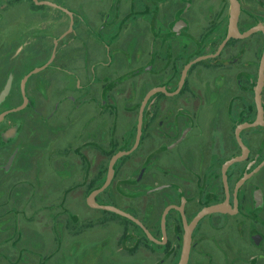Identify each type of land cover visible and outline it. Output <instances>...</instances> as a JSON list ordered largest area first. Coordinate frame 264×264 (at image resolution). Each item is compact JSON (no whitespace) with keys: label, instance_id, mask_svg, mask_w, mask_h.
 I'll use <instances>...</instances> for the list:
<instances>
[{"label":"flooded vegetation","instance_id":"af4514ba","mask_svg":"<svg viewBox=\"0 0 264 264\" xmlns=\"http://www.w3.org/2000/svg\"><path fill=\"white\" fill-rule=\"evenodd\" d=\"M111 1L110 8L114 10L109 18L112 25L108 26L106 35L109 33L116 38L121 34V38H116L118 41L114 46L107 37L103 41L105 48L110 51L115 48L117 55L122 54L119 58L132 57L127 61L128 67L123 66L122 71L130 74L136 71L137 77L123 76V73L106 78L95 73L93 77L89 68L92 64L88 66L86 61L90 55L87 44L80 37L77 38L81 41L79 43L70 39V42L60 46L70 33L79 34L74 31L76 23L83 25L94 37L105 27L104 21L95 31L91 26L100 10L90 20L88 10L75 12L65 7L73 13V30L59 40L57 49L78 46L84 48V52L80 53L81 58L72 70L66 72V69L57 67L68 77H63L59 87L71 83L83 93L78 99L81 104L87 105L83 109L84 118H88L82 124L83 112H78L73 119L74 124H80L77 128L79 133L74 136V147L69 150L74 170L78 168V172L63 170L76 181L69 189L75 190L77 195L81 192L88 194L90 185L98 183L100 178L106 180L108 170L104 173L105 164L107 161L109 164L113 157L108 159L107 155L125 142L132 141V144L123 150L133 148L142 101L152 89L163 88L166 93L156 92L146 103L138 148L116 162L112 182L96 198L99 204L116 206L140 219L159 241L152 242L145 233L141 240L130 236L126 244L129 253L124 256L137 258L146 264L143 252L152 247L157 260L155 264H178L184 243L183 215L187 225H190L202 209L220 204L225 212L208 214L194 227L187 264H264V82L258 90L260 62L264 54V0H239V34L230 38L214 57L211 56L228 36L229 0L224 33L220 30L227 15L223 9L218 8L219 12L212 13L204 4L195 5L197 1L194 0H140V6L134 0L132 3L122 0V7L114 5L116 0ZM101 4L98 2L99 6ZM59 12L69 19L67 13ZM116 22L119 25L116 26ZM259 25L263 29L242 37ZM94 37L93 40H96ZM164 51L166 54L162 56ZM93 52L95 54L91 57L100 62V69L106 68L107 61L101 58L107 56L106 49L96 48ZM201 57L202 60L194 63ZM188 64L190 67L179 89L182 73ZM23 78L16 94L17 103L8 109L23 103ZM65 79H68L67 83ZM30 80L31 76L25 84L29 103L13 115L29 108ZM14 83L13 77L11 91ZM174 97H178V103L170 100ZM63 103L60 101L58 107L44 108V112L59 115L63 110L69 115L72 108L65 110ZM74 110L76 113L77 108ZM122 113L126 120L136 114L133 134L123 127L122 134L117 132L116 135L113 115ZM98 117L105 122L104 127L94 126V119ZM90 124L93 127H87ZM17 131V122L12 123L2 136L10 140ZM115 144L119 145L113 148ZM8 152V158L3 161ZM18 153L16 145L11 143L4 148L0 142V200L8 194L2 190L6 180H2L1 176L11 171ZM230 161L233 163L225 168ZM118 195L121 202L117 200ZM10 202L0 204L2 220L13 218L6 214V210H12V198ZM169 206L171 209L165 219L164 235L161 219L163 211ZM154 212L158 213L157 220H152ZM71 219L63 217L60 221L68 227L70 236L75 234L74 237H80V225L74 226L76 221L71 222ZM150 226L155 228L150 229Z\"/></svg>","mask_w":264,"mask_h":264},{"label":"rangeland","instance_id":"374dc122","mask_svg":"<svg viewBox=\"0 0 264 264\" xmlns=\"http://www.w3.org/2000/svg\"><path fill=\"white\" fill-rule=\"evenodd\" d=\"M54 1L61 7L63 3L67 6L71 4L69 0ZM130 1L133 2V0ZM194 1H197L194 3L197 6L198 4L208 6L207 11L212 13L223 9L227 15L225 22L220 25V30L224 33L229 10L227 0ZM33 2L36 3L34 0ZM101 2L102 4L98 5L99 16L91 25L95 31L104 21L103 26L105 27L101 31L98 30L100 34H96L95 37L91 36L83 25L76 23L74 31L79 34L75 36L74 33H70L68 39L60 42V46L70 42V39H73L74 43H79L81 41L77 38L80 37L79 39L87 44L86 49L90 55L89 58L86 57V61L88 66L92 64L89 68L91 67L93 77L95 73L105 78L117 77L122 73L123 76L127 74L128 77L131 75L137 77L136 71L131 74L122 71L123 66L128 67L127 61H130L132 57L130 59L127 56L119 58L122 54L117 55L115 48L111 51L108 47L105 48L103 41L107 40V37L115 46L121 34L116 37L118 40L109 33L108 36L106 35L108 26L112 25L110 18L113 16L114 9L110 7L113 1L101 0ZM134 3L140 6V0H134ZM114 5L122 7L124 4L122 0H116ZM88 8V5L83 8L77 5L76 10L79 12L88 10ZM59 11L45 5L41 9L35 8L32 0H0V92L9 76H13L15 80L14 88L8 98L0 105V112L17 103L16 94L19 91L21 79L50 60L55 41L68 29L71 22L70 17L68 19ZM117 25L119 23L116 22ZM96 48L106 49L108 58L106 55L101 57L107 61L106 68L100 69V62L92 59L91 54H95L93 50ZM81 52H84V48L78 46L58 48L52 65L31 76L28 86L29 108L16 115L8 116L0 123L2 147L6 148L12 143L19 149L11 171L1 176L2 180H6L4 183L6 185L3 184L2 190L8 194L4 198L1 197L0 204L1 202L10 204V198L14 203L11 212L6 210V214L9 213L7 216H13V218L7 221L0 217V264H142L137 258L125 257L129 253L126 244L130 236H135V239L139 240L144 238L140 228L127 225L116 216L105 214L103 210L89 208L86 203L87 194L82 192L79 195L74 194L75 190L69 187H72L76 181L70 178L68 172L63 171L65 169L78 172V168L74 170L75 166L70 158L72 155L69 150L74 147V136L79 133L77 128L80 124L79 122L74 124L73 119L78 112H83V119L80 121L82 124L88 121V118H84L87 105L81 104L78 99L83 96V93L76 90L74 84L71 83L59 87L60 81L66 76L57 67L66 69V72L72 70L80 60ZM165 54V51L161 52L162 56ZM133 59L135 60V57ZM67 80L65 79L64 82L67 83ZM78 84H76L77 88ZM170 100L178 103V97ZM60 101H64L65 110L69 111L72 108L69 115L64 114L63 110L59 115L44 112V108L58 107ZM73 108H77L76 113L75 110L73 112ZM135 117L136 114H134ZM116 118L118 124L115 126L120 135L123 126L125 127L126 119L123 113L118 114ZM27 120H32V122ZM94 120V126L104 127L106 125L102 118L98 117ZM134 121L129 129L131 134L135 129L136 122ZM16 122L18 124L16 136L5 140L2 133ZM87 127L93 126L90 124ZM131 144L132 141L125 142L119 148L128 149ZM8 156L9 152L3 157V161ZM107 164L108 161L105 168ZM120 197V195L117 197L119 202H121ZM0 211L2 212V208ZM157 215L158 213L154 212L152 220H157ZM63 217H71V222L76 221L74 226L80 225L78 228L80 237H74L75 234L70 236L68 227L61 222ZM102 219L108 221L103 222ZM126 228L128 231H125ZM154 228L155 226H150V229ZM71 229L74 233V229ZM115 242L117 249L121 253L124 251L122 254L115 249ZM143 253L146 264L156 263L152 247Z\"/></svg>","mask_w":264,"mask_h":264},{"label":"water","instance_id":"95a60500","mask_svg":"<svg viewBox=\"0 0 264 264\" xmlns=\"http://www.w3.org/2000/svg\"><path fill=\"white\" fill-rule=\"evenodd\" d=\"M34 1L36 2L35 4H37V5L51 6V7H54V8L61 10L64 13H67L71 17V23H70V26H69V29L67 30V32H65L59 39H57L55 41V48L53 50V53H52L50 60L44 66L36 68L33 71L29 72L23 78L22 84H21L23 103L17 108H11V109H8V110L0 113V123L4 120V118L7 115L12 114V113H16V112L21 111L27 107V105L29 103V99H28L26 92H25V84H26L28 78L34 74L39 73L40 71L47 69L50 66V64L54 61V59L56 57L57 44H58L59 40L62 39L63 37H65L67 34H69L73 30V24H74L73 13L70 12L68 9L63 8V7L59 6L58 4L51 2V1H47V0H44V1L34 0ZM229 2H230V22H229L228 36H227L226 40L223 42V44H221L219 50L215 54H213L211 57L217 56L222 51V49L224 48L227 41L230 38L237 37L239 34L238 28H237V22H238V17L240 14V3H239V0H229ZM259 29H263V28L260 25L258 27H254L249 32L245 33L242 37H248L252 33L258 31ZM202 59H203V57L198 58L197 60L194 61V63H196ZM189 67H190V64H188L185 67V69L182 73V78L180 80L179 89L182 87V85L184 83V79H185V76H186V73H187ZM12 79H13V77L10 76L9 79L7 80L4 88L0 92V105L5 101L6 97L9 95V93L11 91ZM263 82H264V54H263V57H262L261 62H260L258 90L259 89L261 90ZM156 92H165L166 93V90L163 88L152 89L151 91H149L147 93V95L143 99L142 104L140 106V110H139L138 122H137V127H136L137 135H136V141H135L133 148L130 150H122V151L118 152L117 154H115L110 159L109 164H108V172H107V176H106V180H105L104 184L101 187L96 188L91 193H89L87 195L86 201H87V205L90 208L112 212V213H115L119 216H122L123 218L130 220L131 222H133L136 225H138L139 227H141V229L146 234V236L148 237L149 240H151L152 242H155V243H159V241L151 234V232L147 229V227L142 223V221L140 219L134 217L130 213L125 212L124 210H122L116 206H108V205L99 204L96 200L97 196L100 193H102L112 182L113 177H114V166H115L116 162L119 159L130 155L131 153H133L138 148L140 141H141V138H142V125H143V121H144V117H143L144 109H145L146 103H147L148 99L150 98V96ZM13 157L14 156H12L10 162L13 160ZM232 163H233V161L228 162L226 164L225 168L228 167L229 165H231ZM170 209H171V206L167 207L163 211V214H162L161 225L163 228L164 235H165V219H166L167 213L169 212ZM217 212H225L224 206L217 204V205H214L211 207H206V208L202 209L195 216V218L193 219V221L190 225H187V223L185 221V216L183 215L184 229H185V231H184V243H183L182 255H181V258H180V261L178 264H187V262H188L189 252H190V247H191V235H192V231H193L194 227L197 225L198 221L208 214L217 213Z\"/></svg>","mask_w":264,"mask_h":264},{"label":"crops","instance_id":"0c3cea01","mask_svg":"<svg viewBox=\"0 0 264 264\" xmlns=\"http://www.w3.org/2000/svg\"><path fill=\"white\" fill-rule=\"evenodd\" d=\"M47 1L55 2L54 0H47ZM69 2L71 4L70 5L68 4V6L67 5H63L64 3L61 4V5L64 8L65 7L66 8H69L70 10H73L75 12L77 11L76 10L77 5H79L81 7L88 5V7H89L88 8V11H89L90 20H93V18H95L97 12L99 11L98 2H101V0H69ZM116 116L117 115H113L114 125L115 124H118V121L116 120L117 119ZM136 117L134 118V115L128 116V119L126 120V123H125V127L123 126L125 128V130H126V128H127V130L130 129V126H131V123H132L133 120H135L134 122H136V119H137ZM124 128H122V130H124ZM114 130H115V132L118 131V129L116 128V126H115V129ZM116 135H117V133H116ZM117 145H119V144H115L113 146V148H115Z\"/></svg>","mask_w":264,"mask_h":264},{"label":"trees","instance_id":"16d2710c","mask_svg":"<svg viewBox=\"0 0 264 264\" xmlns=\"http://www.w3.org/2000/svg\"><path fill=\"white\" fill-rule=\"evenodd\" d=\"M32 3H33V6L35 7V8H43V6H39V5H36L34 2H33V0H32ZM11 115H13V114H9L8 116H11ZM119 151H122V149H120V148H116V149H114L113 150V152H111V153H109L108 155H107V157H108V159L109 158H111L112 156H114L116 153H118ZM125 159V158H124ZM107 167L105 168V170H104V173H106L107 172ZM104 178H100V181L98 182V183H94L93 185H90L89 186V188H88V194L89 193H91L93 190H95L96 188H99V187H101L102 185H103V183H104ZM87 194V195H88ZM110 205H114V204H110ZM105 214H107V215H113V216H116L117 218H119V219H121L122 221H124L125 223H127V224H130V225H134V226H136L134 223H132L131 221H129L128 219H126V218H123L122 216H119V215H117V214H115V213H112V212H108V211H103ZM137 227V226H136ZM141 230V229H140ZM125 231H127V229L125 230ZM141 232H142V234H144V232L141 230ZM145 236V235H144ZM146 240H147V238H146Z\"/></svg>","mask_w":264,"mask_h":264}]
</instances>
